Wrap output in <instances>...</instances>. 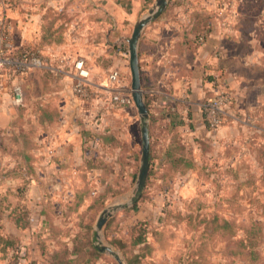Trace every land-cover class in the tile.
Instances as JSON below:
<instances>
[{
	"label": "rangeland",
	"instance_id": "rangeland-1",
	"mask_svg": "<svg viewBox=\"0 0 264 264\" xmlns=\"http://www.w3.org/2000/svg\"><path fill=\"white\" fill-rule=\"evenodd\" d=\"M16 1L10 0L13 11ZM39 1L43 23L29 49L47 65L67 70L58 58L64 56L67 62V51L87 45L90 52L95 42L67 40L69 20L79 16V9ZM244 1L246 19L234 26L229 22V33L245 40L258 26L253 24L257 9L248 3L257 5L256 0ZM236 2L229 0L233 6ZM89 11L95 18V11ZM261 39L264 47L263 33ZM261 63L259 83L246 81L251 93L245 106L238 105L237 118L225 116L208 139L177 137L176 146L162 155L168 170L153 153L145 186L133 203L140 131L121 120L118 167L111 171V163L105 162L97 184L105 190V200L88 229H67L78 221L67 218V167L48 155V136L59 124L55 97L62 80L67 92V74L37 68L36 85L25 79L24 103L13 105L15 115L0 124V264H118L98 245L112 247L123 264H264V56ZM123 112L128 118L129 111ZM220 129L224 135L217 133ZM45 178H50L46 185ZM33 184L42 188L41 196H34ZM116 203L121 207L97 230L102 210Z\"/></svg>",
	"mask_w": 264,
	"mask_h": 264
},
{
	"label": "crops",
	"instance_id": "crops-1",
	"mask_svg": "<svg viewBox=\"0 0 264 264\" xmlns=\"http://www.w3.org/2000/svg\"><path fill=\"white\" fill-rule=\"evenodd\" d=\"M172 1L168 0L164 11L143 28L138 43L141 86L149 113L150 156L153 153L155 157L159 156L164 170H168L170 164L162 155L176 146L173 141L176 142L177 137H187L196 142L213 135L214 132L205 123L202 110L208 98L225 92L231 98L225 108L226 117L230 120L237 118V111H241L238 105L245 106L251 93L246 81L259 83L261 78L257 71L263 65L261 59L264 56L261 44L264 0H256L257 5L248 2L257 9L253 24L258 26V30L246 34L247 41L241 37L237 39L234 32L229 33V22L241 23L246 19L244 0L232 5L231 13L229 0H180L174 4ZM54 2L61 8L69 3V8L80 10L77 18L69 20L67 40L83 44H89V40L95 42L90 52L87 45L85 48L82 46L83 49L76 47L67 51V62L66 59L63 62L65 65L67 63V70L49 65L51 71L67 74V92L62 88L66 81L62 80L61 88L57 87L58 96L55 97L60 105L59 124L57 130L48 136V155H54L59 162L57 165L61 166L64 162L67 167V218H78L103 192L97 184L99 175L104 171L96 165L92 166L91 161L100 155L104 162L111 163V171L118 167L120 145L117 144L108 154L96 135L111 133L118 141V134L124 136L120 131L121 120L130 121L140 131L141 123L134 104L117 106L111 104L109 99L117 89L130 91L127 38L137 19L146 13L155 0H55L51 4L56 7ZM10 4V0H6L3 10L12 41L9 53L19 58L25 47L29 49V45L34 46L38 40V27L43 23L39 10L43 5L39 0H18L13 11ZM89 10L95 11V18L89 17ZM196 10L214 14L204 40L197 44L190 40L193 35L189 34L190 39L187 38L181 25L188 21V14ZM225 19L226 25L223 26ZM101 25L106 30L101 31ZM241 45L246 48L243 53ZM111 46L113 49L108 48ZM77 59L83 60L89 72L87 95L72 91L76 74L73 63ZM36 69L32 68L20 76L0 68L1 125H6L8 119L15 115L10 85L20 83L23 87L25 79H30L31 84L36 85ZM111 70L119 73V81L115 84H110L106 79ZM164 96L168 97L166 103L162 102ZM259 97L257 94L255 99ZM262 97L264 99V92ZM125 109L129 111L128 118L123 112ZM223 131L220 129L217 133L221 135ZM131 139L132 136L129 142ZM131 146L134 149V143ZM57 165L53 168L58 169ZM49 179H44L45 185L50 182ZM60 180L65 181V178ZM113 183L114 180H110V184ZM32 187L34 196H41L42 188L37 184ZM68 226L75 228L76 224H67V229Z\"/></svg>",
	"mask_w": 264,
	"mask_h": 264
},
{
	"label": "built area",
	"instance_id": "built-area-1",
	"mask_svg": "<svg viewBox=\"0 0 264 264\" xmlns=\"http://www.w3.org/2000/svg\"><path fill=\"white\" fill-rule=\"evenodd\" d=\"M6 0H0V68L8 70L12 75H24L32 68L50 67L43 62L40 56L30 51H23L19 58H15L10 55L12 47V41L10 38V31L8 23L5 20L3 13ZM232 4H229V13H231ZM231 17V15H230ZM226 19L222 22V25H226ZM201 40H204L201 38ZM128 52V48L127 51ZM60 62H64V57L58 58ZM76 69L75 79L73 80L72 91L78 95H87L86 85L89 75L88 69L85 68L82 59H77L73 63ZM107 81L110 84H115L119 81V73L117 70H111L107 76ZM10 93L13 105H22L24 102L22 87L20 83H13L10 85ZM111 104L117 106H129L133 105V101L130 95V91L115 90L110 94ZM167 96L163 97L162 102L166 103ZM231 98L227 96L225 92H220L213 97L208 98L203 106V115L206 125L210 130H215L222 125L225 120L226 111L225 108L230 104Z\"/></svg>",
	"mask_w": 264,
	"mask_h": 264
},
{
	"label": "water",
	"instance_id": "water-1",
	"mask_svg": "<svg viewBox=\"0 0 264 264\" xmlns=\"http://www.w3.org/2000/svg\"><path fill=\"white\" fill-rule=\"evenodd\" d=\"M168 0H155L152 6H150L146 13L137 19L133 25L132 31L127 38L128 48V64L130 70V95L136 111L139 115L141 127H140V142H141V154L140 165L137 173L135 186L133 188V195L131 196V202H135L146 183V179L149 173L150 167V135L148 119L149 113L145 102L144 93L141 86L139 60H138V43L143 28L152 20L156 19L166 8ZM121 207L120 203L110 204L102 210L97 218L96 229L100 230L107 218L112 215V211ZM101 251H106L111 254L118 264H123L121 258L116 251L109 245L97 246Z\"/></svg>",
	"mask_w": 264,
	"mask_h": 264
},
{
	"label": "trees",
	"instance_id": "trees-1",
	"mask_svg": "<svg viewBox=\"0 0 264 264\" xmlns=\"http://www.w3.org/2000/svg\"><path fill=\"white\" fill-rule=\"evenodd\" d=\"M180 0H173L172 3H179ZM171 3V4H172ZM188 21L182 23V27L183 30L185 31V34L187 36V38H189V34L193 35V38H189L190 40H192L195 44H197L198 42L202 41L201 38H205V35L207 34V30L209 28V25L211 24L213 18H214V14L212 13H204V12H199V11H194L190 14H188ZM65 21V20H64ZM237 23H234V25H236ZM233 25V26H234ZM23 51H30V49L28 48H24ZM25 90V89H24ZM23 92V97H24V91L22 89ZM25 100V98H24ZM146 102V100H145ZM24 103V102H23ZM147 108H148V104L146 102ZM14 106H20V105H14ZM167 106V105H166ZM168 107V106H167ZM101 139L102 144L104 146L105 151L109 154L111 153V149L115 148V146L117 144L120 145L119 140H116V137L114 135H112L111 133H105L103 135H96V138ZM108 148H105V147ZM111 155V154H110ZM91 161V160H90ZM91 165L95 167V165L101 169H106L107 166L104 162V160L101 158L100 155H97L96 158L91 161ZM90 166V165H89ZM150 168V167H149ZM101 175V174H100ZM99 175V177H100ZM114 184V183H113ZM117 185V183H115ZM118 187H116L117 189ZM105 190H103V192H101L99 195H97V197H95L93 199V201L90 203V205L88 206L87 210L84 211L79 217H78V221L76 224V227L78 229H82V228H89L93 217L96 215V213L99 211V209L102 207V202H104L105 200Z\"/></svg>",
	"mask_w": 264,
	"mask_h": 264
}]
</instances>
